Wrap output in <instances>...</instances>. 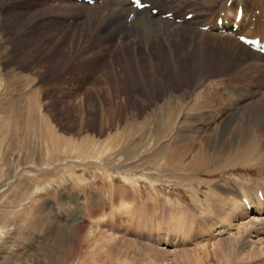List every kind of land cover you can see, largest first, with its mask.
<instances>
[{
  "label": "rangeland",
  "instance_id": "374dc122",
  "mask_svg": "<svg viewBox=\"0 0 264 264\" xmlns=\"http://www.w3.org/2000/svg\"><path fill=\"white\" fill-rule=\"evenodd\" d=\"M178 1L164 9L174 20L148 11L178 27L201 14L199 32L240 44L239 36L264 39V0H220L214 15L210 0ZM239 6L240 31L216 34L220 18L233 27ZM103 8V0H0V264H264V163L219 170L228 158L218 156L202 168L206 128L178 141L180 119L166 124L171 108L176 116L207 106L210 90L206 124L231 102L218 132L228 116L224 137L239 123L261 128L264 70L226 63L210 46L202 58L169 63L165 42L161 61L147 42H162L165 25L119 35ZM195 71L209 76L196 85Z\"/></svg>",
  "mask_w": 264,
  "mask_h": 264
},
{
  "label": "bare ground",
  "instance_id": "6f19581e",
  "mask_svg": "<svg viewBox=\"0 0 264 264\" xmlns=\"http://www.w3.org/2000/svg\"><path fill=\"white\" fill-rule=\"evenodd\" d=\"M190 1L192 0H189V2ZM144 2L150 3L152 6H154V8L160 9L159 14L161 15L160 19L162 20H164L163 16H165L166 14H170L168 12H164V9H166L167 7L166 0H144ZM103 3H104L103 12L106 13L110 17L109 21L110 22H113L114 20L118 21L117 22L118 25L115 29V32L118 33L119 35H127V34H130L132 31L135 32L138 30H146L147 28L149 29V25L152 22L165 25L164 29L163 30L161 29L162 38H163L162 42H160L159 38L156 36L154 40L152 38H149L147 42V45L152 50L154 57L160 56L161 61L164 58H166V53L162 46L165 42L164 45H167V49L169 50V53H170L169 56L171 58V59L166 58L167 61L169 60V63L172 61H175L176 54H180L179 57H181L180 59L183 61H188L189 59H191L193 57L192 54H196L198 59L202 58V54H203L202 52H205L206 47L210 46L213 50H215L214 55L218 56V59L225 61L226 63L228 60L229 61L231 60V61H234L235 64L237 65L245 64V65H249L251 68L259 67L260 70H264V65H260L257 63L258 60H264L263 55L256 53L250 47H249L250 49L249 50L245 44L244 45L246 47L230 37H218V36H213V35L208 36V35H204L202 32H199L195 27L196 25L200 24L201 21L204 20L205 18L204 16L199 17V15H201L199 13H198L199 15L196 16L195 19L191 23H187L186 21H184L182 26L180 25L178 27L174 25H169L168 22L153 18L150 15V11H148V9L137 11L136 9H133L130 7L126 11H123L115 7V4L113 5L112 4L113 2H111L110 0H103ZM221 4L222 3L220 2V0H210L209 6L211 7L210 8L211 11L217 8L221 9L222 7ZM199 10H203V9L200 7ZM259 11L260 10H256L255 12H257L256 14L258 16L259 15L261 16V11L260 12ZM172 13L173 15H176L174 14V12ZM212 14L214 15V12ZM216 14L218 13L216 12ZM130 15L131 16L133 15V19L129 22ZM213 15H211V17ZM122 18H125L124 19L125 22H119L120 20H122ZM31 25H33V21L30 22V26ZM202 25L203 24H201L200 27ZM219 29H220L219 25H216L215 33L218 35H220L218 33ZM222 29H227V34L232 33V26L229 23H225V26ZM152 31H153V28H152ZM138 43H139L138 39L134 38L132 40V46H134L135 49ZM123 45L124 43H122V46ZM194 76L196 77V85H199L209 75H208V72L205 73L201 71L200 72L195 71ZM174 78H175V75H173V72H172L170 81L173 82ZM94 85H97V84H94ZM95 88H98V86H96ZM209 88H212V87H209ZM213 88L215 87L213 86ZM216 95L217 94L215 92L213 91L211 92L210 90H209V93L204 94L205 98L206 97L209 98L208 102L206 100L208 105L203 106L205 108L201 107L202 105L198 106V103H197L190 110L188 109L189 112L184 113L185 110H183V112L180 111L176 116H174V111L176 108L175 109L171 108L172 110L170 111L169 115L166 118L167 127L172 129L175 126V122L179 119L181 120V122L179 120L180 124L176 125V126H179L178 131L180 132H178L177 135L176 136L174 135L173 137H175L177 140L179 139V140L187 141V138H189L188 136L190 134L188 135L186 130H190V132L196 133V130H200L202 127L206 128L207 133L201 137V139L199 140V144H198L199 148H197V156L199 160L198 165L202 168L203 167L205 168L213 158H216L218 156L228 158V162L227 164H225L226 166L223 165L224 167L219 168V170L229 168L230 166L237 164L240 160H242L243 162H246V161L248 162V160L255 159L256 162L260 163V165L261 163H264V154H261L260 152L261 140L264 138V125L261 126V128L258 127L256 129H252L251 127L245 128L239 123L238 125L234 126L232 129H230L231 131L228 136L226 135V137H224L233 120L232 116H228L225 119V121L220 125L219 132L217 131L218 129L216 130V128H218L219 126L220 119H223V117L226 116V114L230 111L229 106H232L231 102L226 103V105L222 104V106H219L221 107V109L215 110L214 113L212 112L213 115H212L211 121L210 123L206 124L207 121L205 122L204 120L206 116L211 113L209 109L212 107V103L215 101ZM201 96H202L201 93L198 96H196L195 101H197V99L200 98ZM203 97L201 100H203ZM181 102L182 101L178 103V106H180ZM202 102H205V101H202ZM169 104L171 106L172 102H169ZM192 111L196 112L195 115L193 114L195 116V119H197L195 121V124H193L194 122L190 123L191 121L187 122V116H190ZM191 129H195V130L192 131ZM182 130L184 132H182ZM208 150L210 151V154L208 153ZM262 166H264V164ZM78 230L79 232H82L85 229L82 225H80L78 227ZM84 236L85 235H80V239L84 240L85 239Z\"/></svg>",
  "mask_w": 264,
  "mask_h": 264
}]
</instances>
